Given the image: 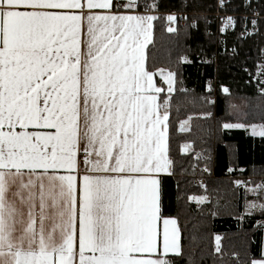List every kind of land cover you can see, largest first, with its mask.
Returning a JSON list of instances; mask_svg holds the SVG:
<instances>
[{
  "label": "snow or ice",
  "instance_id": "1",
  "mask_svg": "<svg viewBox=\"0 0 264 264\" xmlns=\"http://www.w3.org/2000/svg\"><path fill=\"white\" fill-rule=\"evenodd\" d=\"M235 130L264 142V0H0V264H264V162L213 178Z\"/></svg>",
  "mask_w": 264,
  "mask_h": 264
},
{
  "label": "trees",
  "instance_id": "2",
  "mask_svg": "<svg viewBox=\"0 0 264 264\" xmlns=\"http://www.w3.org/2000/svg\"><path fill=\"white\" fill-rule=\"evenodd\" d=\"M164 4H173L179 3V0H161ZM216 0H206V3L210 5H215ZM164 11V9H162ZM215 8L213 7L208 15L211 18L214 17ZM219 25V22L215 19L211 25V31L216 32V29ZM239 31V26H237V32ZM233 35L231 34V30H229V35L227 36L229 46L233 43ZM251 41H247L244 43L242 51L248 50ZM183 79L184 86L186 88L194 90L196 93H202L205 90V82L206 81H214V87H218L220 83L225 84L233 89V91L240 90L241 94H251L252 89L245 84V80L247 77L236 67L231 68L230 71L225 70L223 67L219 73V77L217 78L216 73L214 72L213 67H205L203 65H192L186 66L183 68ZM184 118V117H181ZM179 121H177L178 125ZM186 134L177 132V136H183ZM253 145H255L253 147ZM212 154H213V172L215 178L219 177L224 180L229 179H244L247 178L249 173H245L243 177L239 175L233 176H223L222 173L224 169L229 166V162H232L233 167H250L255 160L257 165L264 162V142H261L259 139L255 141L251 138H247L245 133L241 130H235L231 133H223L219 140H214L212 142ZM199 190L193 186L190 195L197 194ZM247 227V225H245ZM209 231L225 234L227 233L231 236L233 233L237 231L236 221L233 218H230L227 214H223L215 219H212L208 225ZM259 232L255 234V240L257 244L252 245L253 252L256 251L257 245L259 243ZM234 239V237H233Z\"/></svg>",
  "mask_w": 264,
  "mask_h": 264
},
{
  "label": "built area",
  "instance_id": "3",
  "mask_svg": "<svg viewBox=\"0 0 264 264\" xmlns=\"http://www.w3.org/2000/svg\"><path fill=\"white\" fill-rule=\"evenodd\" d=\"M244 13L240 12V13H232V12H228L227 15H235V16H240V15H243ZM225 15V13L223 12H219V11H215L214 13V17H217V16H223ZM213 84L215 83L213 80H212ZM214 173V172H213ZM213 178H215V175L213 176Z\"/></svg>",
  "mask_w": 264,
  "mask_h": 264
},
{
  "label": "rangeland",
  "instance_id": "4",
  "mask_svg": "<svg viewBox=\"0 0 264 264\" xmlns=\"http://www.w3.org/2000/svg\"><path fill=\"white\" fill-rule=\"evenodd\" d=\"M179 124V123H178ZM177 127H178V125H177ZM198 194H200V191L199 192H197V194L195 193V195H198Z\"/></svg>",
  "mask_w": 264,
  "mask_h": 264
}]
</instances>
